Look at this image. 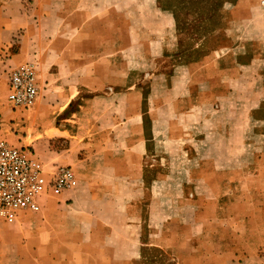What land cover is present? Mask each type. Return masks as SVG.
Segmentation results:
<instances>
[{
	"label": "rangeland",
	"instance_id": "1",
	"mask_svg": "<svg viewBox=\"0 0 264 264\" xmlns=\"http://www.w3.org/2000/svg\"><path fill=\"white\" fill-rule=\"evenodd\" d=\"M241 1L225 4L214 31L204 39L193 29L179 30L174 15L163 11L157 0H125L124 14L138 18L124 22L125 83L118 87V96L107 98L97 111L93 107L92 116L74 118L77 122L71 125L78 139L72 144L43 143L47 153L64 150L47 159L43 145L34 146L47 166L75 170L79 186L74 191L83 192L86 201L94 186L112 193L110 220L124 213L126 195H139L144 241L164 223H169L170 233L194 226L197 211L217 204L218 194L225 209L237 202L246 209L258 204L264 216V9L260 0H246L240 8ZM107 39L112 45V38ZM20 41L15 38L9 48V65L0 67V98L5 88L8 94L9 71L20 64L14 58ZM109 87L106 92L111 94ZM8 113L0 114V131L18 134L3 126L7 122L1 119ZM136 126L143 134L141 129L133 135ZM131 137L147 140L139 164L133 163L131 153L136 152L127 145ZM33 141L37 139L30 138L26 146ZM116 158L124 162L119 168L128 170V181L116 179L111 162ZM81 207L75 202L71 212L79 217ZM144 249L150 264H176L173 251Z\"/></svg>",
	"mask_w": 264,
	"mask_h": 264
},
{
	"label": "crops",
	"instance_id": "2",
	"mask_svg": "<svg viewBox=\"0 0 264 264\" xmlns=\"http://www.w3.org/2000/svg\"><path fill=\"white\" fill-rule=\"evenodd\" d=\"M124 4L125 0H0V67L9 65V48L20 38L14 58L19 65L31 59L37 62L40 87L36 109L15 112L7 106L5 88L0 114L9 113L1 121L18 134L3 129L0 140L28 147L26 142L35 138L33 148L55 141L72 144L73 138L78 139L71 125L77 122L74 118L92 116L93 107L97 111L107 98L118 96V87L125 83L124 22L138 18V14L125 15ZM107 38H112L114 48ZM108 86L111 94L106 92ZM86 93L95 95L86 97ZM141 129L143 134V128L136 126L133 135H140ZM127 145L136 152L131 153L133 163L139 164L147 153V140L131 137ZM42 147L47 159L64 150L47 153ZM120 160H111L116 179L128 181V170L119 168L124 163ZM97 187L90 189L88 201L83 192L72 191L50 198L39 214L0 226V264H146L150 256L144 247L154 246L175 252L176 264H264V216L258 204L246 209L237 202L225 209L218 194L217 204L197 211L194 226H180L170 233L169 223H164L160 230L151 229V240L144 241L139 195H126L124 213L110 220L112 193ZM75 202L83 208L76 213L79 217L71 212Z\"/></svg>",
	"mask_w": 264,
	"mask_h": 264
},
{
	"label": "built area",
	"instance_id": "3",
	"mask_svg": "<svg viewBox=\"0 0 264 264\" xmlns=\"http://www.w3.org/2000/svg\"><path fill=\"white\" fill-rule=\"evenodd\" d=\"M264 9V0H260ZM7 106L10 111L36 107L40 87L38 64L28 61L9 71ZM79 186L70 166H47L31 146L18 147L0 140V223L12 226L26 215L43 211L47 199L66 196Z\"/></svg>",
	"mask_w": 264,
	"mask_h": 264
},
{
	"label": "trees",
	"instance_id": "4",
	"mask_svg": "<svg viewBox=\"0 0 264 264\" xmlns=\"http://www.w3.org/2000/svg\"><path fill=\"white\" fill-rule=\"evenodd\" d=\"M237 0H157L163 11L174 15L176 26L181 31L193 29L196 35L211 34L226 3L235 4ZM192 15L189 22L188 16ZM74 104L71 105L73 107ZM151 260V258H149ZM148 260V262H149ZM150 264V262H149ZM156 264V263H154Z\"/></svg>",
	"mask_w": 264,
	"mask_h": 264
}]
</instances>
